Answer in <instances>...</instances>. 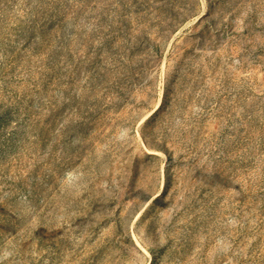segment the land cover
I'll return each instance as SVG.
<instances>
[{
    "label": "rangeland",
    "instance_id": "obj_1",
    "mask_svg": "<svg viewBox=\"0 0 264 264\" xmlns=\"http://www.w3.org/2000/svg\"><path fill=\"white\" fill-rule=\"evenodd\" d=\"M0 264H264V0H0Z\"/></svg>",
    "mask_w": 264,
    "mask_h": 264
}]
</instances>
